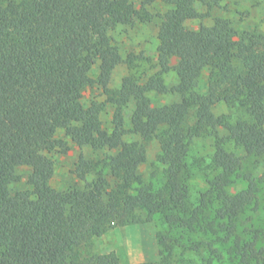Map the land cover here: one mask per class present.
<instances>
[{
  "label": "trees",
  "instance_id": "1",
  "mask_svg": "<svg viewBox=\"0 0 264 264\" xmlns=\"http://www.w3.org/2000/svg\"><path fill=\"white\" fill-rule=\"evenodd\" d=\"M199 2L208 0H0V264H174L181 238L185 246L208 252L205 264H264L258 234L249 236L243 218L257 205L258 181L242 170V155H264V32L238 30L227 17L203 20ZM160 13L153 58L145 81L125 74L111 85L120 62L110 31L120 23L145 20L148 7ZM207 80L197 89L201 75ZM184 86L179 100L154 105L151 93L168 92L166 76ZM88 87L104 101H85ZM113 107L109 127L100 114ZM132 104L139 120L126 126L123 109ZM224 104L231 113L215 114ZM114 149L101 160L79 154L75 173L93 181L58 189L50 184L49 156L65 142ZM207 137L211 153L203 171L206 189L190 201V148ZM159 146L162 178L154 184L139 172L146 145ZM66 150L67 147H64ZM28 166V188L12 192L15 169ZM244 187L232 192L236 181ZM158 215L170 232L159 235L154 261L123 263L114 251H90L107 230ZM248 215L246 218H248ZM180 234V237L173 235ZM203 236V237H202ZM202 237V238H201ZM201 238V239H198ZM225 251V252H220Z\"/></svg>",
  "mask_w": 264,
  "mask_h": 264
},
{
  "label": "rangeland",
  "instance_id": "2",
  "mask_svg": "<svg viewBox=\"0 0 264 264\" xmlns=\"http://www.w3.org/2000/svg\"><path fill=\"white\" fill-rule=\"evenodd\" d=\"M210 5L199 2L198 8L201 12L208 13L203 20H192L185 23L186 27L197 28L202 22L211 23L215 16L227 17L232 21L233 26L238 30H256L264 32V0H208ZM136 6L140 0H133ZM166 5L154 3L148 7L145 20H135L132 23H120L115 29L110 31V37L117 46L120 62L116 65L111 76V85L117 87L120 85L122 77L127 73H133L141 76V81H145L147 75L155 69L151 68L150 62L135 58L136 68H130L126 59L129 54L153 58L156 48V34L160 23V13H163ZM168 92L165 94L151 93L154 105L172 103L180 98V91L184 86L176 79L174 74L166 76ZM207 74L204 72L200 79L197 89L203 91L206 85ZM84 100L89 102L92 99L104 101L105 96L99 89L88 87L84 91ZM114 107L106 103L100 114L104 127H109V122ZM215 114L231 113L233 109L224 104H218L214 108ZM124 121L126 126H130L134 121L140 119L135 114L132 104L123 109ZM56 138L65 142L67 149L63 146H57L49 153L54 161V173L50 184L58 189L82 186L91 182L97 175L96 170L87 173L85 179H79L75 173L76 163L79 154L88 160H101L106 155L114 153V149L102 147L99 144L79 146L70 136L63 132H58ZM159 152L158 143L155 140L149 141L146 145V161L140 167L139 172L145 180L153 181L154 184L161 180L162 170L157 163ZM211 146L207 137H201L195 140L190 148L189 161V195L190 201H195L199 193L206 189V180L203 171L207 169L210 158ZM236 153L242 155V170L249 172L258 181L257 205L249 210L243 218L244 224L249 225V236L258 234V244L264 246V155H246L245 152L236 148ZM30 172L28 166L22 165L15 169L17 179L10 183L12 192L25 190L28 188L27 177ZM244 187V182L239 180L232 184L231 191L235 192ZM248 215V218H246ZM170 232L167 226L162 222L158 215H154L151 221H144L127 226L114 227L107 230L104 234L95 237L90 251L108 252L114 251L123 263H133L142 261H154L159 258V251L162 247L158 243L160 234ZM173 235L180 237V234L173 232ZM203 237V236H202ZM201 237V238H202ZM198 238V239H201ZM181 246H176L172 263L174 264H205V257L208 252L204 247L199 251H194L185 246L186 235L181 238ZM225 252V251H220ZM214 264H230L227 260L216 261Z\"/></svg>",
  "mask_w": 264,
  "mask_h": 264
}]
</instances>
